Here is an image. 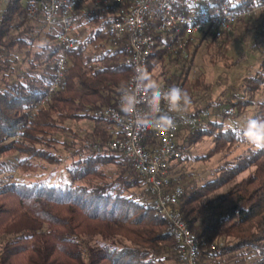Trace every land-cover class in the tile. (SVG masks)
I'll list each match as a JSON object with an SVG mask.
<instances>
[{
    "label": "trees",
    "instance_id": "obj_1",
    "mask_svg": "<svg viewBox=\"0 0 264 264\" xmlns=\"http://www.w3.org/2000/svg\"><path fill=\"white\" fill-rule=\"evenodd\" d=\"M27 1L7 0L0 11V156L18 153L28 167L34 160L53 166L67 160L69 165L59 182L0 184V264H179L176 243L154 213L143 180L108 148L114 126L93 116L115 105L131 75L123 65L125 38L113 42L103 17L78 16V45L66 54L64 89L36 106L47 95L53 63L63 51L40 17L28 15ZM215 2L242 11L264 0ZM249 23L253 36L263 37L264 14H258L241 18L229 35L188 43V59L155 49L147 62L160 87L177 86L189 94L185 114L208 113L178 134L180 158L169 168L171 185L183 188L177 209L201 243L199 264H264V150L248 147L231 155L240 134L224 129L221 121L222 108H235L242 116L254 104L256 117L262 118L264 101L254 102L264 84L262 74L244 79L242 97L223 101L212 99V84L202 74L190 76L201 46L212 58H222L237 26ZM263 44L264 38L251 47ZM80 121L90 122V130L67 125ZM57 136L65 138L63 157L48 151L50 143L62 142ZM205 136L213 147L197 159L215 154L222 159L207 177H192L180 166L182 156L192 140ZM219 242L222 246L210 249Z\"/></svg>",
    "mask_w": 264,
    "mask_h": 264
},
{
    "label": "built area",
    "instance_id": "obj_2",
    "mask_svg": "<svg viewBox=\"0 0 264 264\" xmlns=\"http://www.w3.org/2000/svg\"><path fill=\"white\" fill-rule=\"evenodd\" d=\"M7 0H0L5 3ZM26 11L29 16L38 15L44 29L56 36L63 54L53 63V76L47 95L36 106L44 105L50 95L64 89L67 68L66 54L78 45L74 35L77 17H103L106 35L118 42L125 38L127 57L124 67L131 75L120 91L113 107L94 112L95 118L105 119L115 128V136L108 143L111 152L121 156L128 169L141 178L152 198L156 216L166 223L167 232L177 246L179 264H199L200 246L198 238L187 228L177 209L183 195L180 185L170 183L169 168L180 158L178 134L194 128L208 116H198L170 111L161 101L160 111L151 117L147 112L151 93L137 90L133 82L134 68L139 65L147 69V62L155 49L178 54L188 59L187 44L200 36L221 38L233 32L235 24L242 18L264 14V3L254 4L248 10L233 11L225 2L215 0H28ZM170 86H162L167 90ZM137 92V115L153 120L149 126H138L135 116L126 115L120 108L121 92ZM35 106V107H36ZM226 117L234 115L232 107L222 109ZM161 116L173 120L172 127H160L156 121ZM219 242L212 244L215 251Z\"/></svg>",
    "mask_w": 264,
    "mask_h": 264
},
{
    "label": "rangeland",
    "instance_id": "obj_3",
    "mask_svg": "<svg viewBox=\"0 0 264 264\" xmlns=\"http://www.w3.org/2000/svg\"><path fill=\"white\" fill-rule=\"evenodd\" d=\"M4 5L5 3H0V11ZM231 38L227 53L222 58H212L210 52L206 53L205 48L201 46L192 62L190 76L196 77L202 74L205 82L212 84V99L214 100L220 99V101H223L230 95L242 97V84L246 78L259 77L262 74L261 79L264 82V66L261 65L264 58V44L251 47L255 44V41L264 38V35L258 39L253 36L251 24L247 26L238 25ZM261 101H264V84L259 87L254 97V102ZM233 109L234 115L231 117L224 116L225 118L221 121L224 123V129L230 128L240 134V141L234 145L231 152V155H237L241 154L246 148L252 147L244 140L242 128L248 118L256 117L260 113L255 104L247 107L242 116H237L235 108ZM262 112L263 114L260 117L264 118V110ZM67 125L73 129L84 131L91 128V123L88 121L68 122ZM56 139L62 142L59 144L50 143L52 148L48 151L63 157L67 153L64 145H61L65 138L57 136ZM212 147L213 140L211 137L205 136L197 138L195 141L192 140L188 147L189 152L182 156V158L186 157L180 165L183 167V171L190 173L192 177H207L220 164L221 155L215 154L208 160H198L197 157L204 156ZM21 159L20 154L15 152L0 156V184L6 182L25 183L34 180L51 183L59 182L67 177L65 172V167L69 165L67 160H63L61 165L56 166L41 160H34L30 168L23 166V163H20ZM113 167L110 166L109 168ZM128 171L130 170L128 169Z\"/></svg>",
    "mask_w": 264,
    "mask_h": 264
},
{
    "label": "clouds",
    "instance_id": "obj_4",
    "mask_svg": "<svg viewBox=\"0 0 264 264\" xmlns=\"http://www.w3.org/2000/svg\"><path fill=\"white\" fill-rule=\"evenodd\" d=\"M135 76L133 82L137 90L151 93L147 112L151 117L160 111L161 101H164L170 111L179 112L185 110L191 104L189 94L177 86L162 90L160 85L152 79L151 74L142 66L134 68ZM137 92L123 91L120 96V108L123 113L135 116V123L138 126H149L153 120L144 115H137ZM157 125L160 127H172L173 120L169 116H161ZM242 136L256 150H264V118L250 117L242 128Z\"/></svg>",
    "mask_w": 264,
    "mask_h": 264
}]
</instances>
